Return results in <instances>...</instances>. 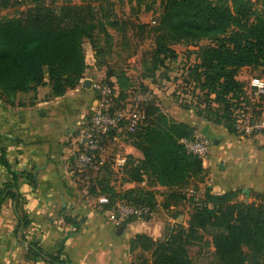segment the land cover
<instances>
[{
	"label": "trees",
	"instance_id": "1",
	"mask_svg": "<svg viewBox=\"0 0 264 264\" xmlns=\"http://www.w3.org/2000/svg\"><path fill=\"white\" fill-rule=\"evenodd\" d=\"M117 2L135 3L137 10L148 12L155 10L157 2L162 7L156 24L151 27L155 51L152 66L144 67L145 77L152 76L165 57L176 53L175 45L212 42L200 46L195 52L196 61L188 67L186 78L202 92L205 105L198 107L197 113L205 114L231 133L246 136L238 131L235 111L243 104L251 107V102L247 85L237 76L241 69L250 67L262 69L260 77H264V0ZM16 6L21 9L0 20V95L11 100L19 92L37 91L39 86L47 84L46 78L53 96H61L78 86L86 72L84 43L89 40L98 55L103 52L98 34L110 35L106 28L110 13L91 0L80 3L0 0V8ZM112 21L110 24L115 25V20ZM98 65L103 67L99 61ZM113 77L119 87L118 106H124L134 86L123 70H107L103 80L115 86ZM181 106L193 108L191 102ZM251 108L256 111L255 106ZM147 115L145 123L126 137L143 152V157H127L123 179L166 186L175 199H187L193 206L187 226L181 222L169 223L160 239L147 234L134 238L133 248H141L144 253L137 264H264V196L258 197L257 202L246 203L239 199L240 189L216 194L206 187L203 197L189 199L184 189L193 180L203 181L206 176L202 158L189 152L182 142L183 138H193L196 129L166 113L156 95L147 105ZM3 161L9 169L8 162ZM12 173L16 181L0 189V205L8 198L15 201L19 218L17 233L23 243H28V259L71 264L63 258L65 239L54 252H48L27 238L26 229L31 220L21 208L18 174ZM89 190L96 195L109 194L111 202L124 200L154 208L158 205L150 192L139 188L118 193L110 184L100 183L90 185ZM67 219L80 227L76 219ZM146 252L151 253L150 257Z\"/></svg>",
	"mask_w": 264,
	"mask_h": 264
},
{
	"label": "crops",
	"instance_id": "2",
	"mask_svg": "<svg viewBox=\"0 0 264 264\" xmlns=\"http://www.w3.org/2000/svg\"><path fill=\"white\" fill-rule=\"evenodd\" d=\"M9 11L0 8V20ZM84 47V77L65 94L53 96L46 78L47 84L37 91L19 92L11 100L0 95V189L16 181L12 172L18 174L21 208L31 220L27 238L46 251L54 252L65 239L63 258L71 264H137L144 253L141 248H133L134 238L147 234L160 239L165 220L172 223L183 220L187 224L191 202L175 199L163 185L126 182L123 169L114 164V157L142 158L143 152L124 137L116 141L107 139L104 156L108 161L80 183V175L72 169L75 135L97 103L95 83L107 75L106 66L98 65L97 49L90 41ZM112 80L116 82L114 77ZM115 87L118 92L117 82ZM173 91L154 90L159 106L213 142L210 153L202 159L206 176L203 181L193 180L184 193L188 189L194 193L186 196L203 197L206 187L216 194L240 189V200L257 202L258 197L264 196V134L231 133L205 114L182 107L172 98ZM2 158L10 165L9 169ZM100 183L110 184L118 193L133 188L150 192L158 202L155 215L121 224L113 222L108 212L111 196L92 194L89 190L90 185ZM68 217L79 221L80 227ZM18 225L15 201L8 198L0 205V264H50L28 259V243L20 240Z\"/></svg>",
	"mask_w": 264,
	"mask_h": 264
},
{
	"label": "rangeland",
	"instance_id": "3",
	"mask_svg": "<svg viewBox=\"0 0 264 264\" xmlns=\"http://www.w3.org/2000/svg\"><path fill=\"white\" fill-rule=\"evenodd\" d=\"M50 2L51 0H45ZM59 3L71 1L73 3H80L82 0H57ZM94 4H101L105 7L106 13H110L109 24L106 26L107 31L110 35L105 32L98 34L99 46H101L103 52L99 54V63H103L106 70H123L131 79V84L134 86V91L130 94L133 95L135 92H152L155 94V89L163 90H174L170 92L172 98L180 105L191 102L193 108L198 112V107L205 106L202 103V92L195 88L194 83H190L187 80L188 67L193 64L197 59V53H195L200 46L209 45L212 42L209 40L202 41L199 45H186L183 43L177 44L175 48V54L164 58L159 69L152 74V76L145 77V66H152L153 54L155 51L154 34L151 27L156 23L153 20H157L159 17L162 7L160 2H157L154 11L137 10L135 3H122L120 4L117 0H91ZM21 6H16L8 12V16L14 15ZM116 22L115 25L110 22ZM89 41V40H87ZM262 69H252L250 67L243 68L239 71L238 75H242L243 81L246 85H250L252 78L260 76ZM145 71V73H144ZM143 87H149L144 90ZM177 92V96L174 95ZM120 94V92H119ZM179 94V95H178ZM252 97L255 96L253 93H249ZM179 96V97H178ZM179 98V100H178ZM250 108V122L257 120V112L260 110L256 109L254 112ZM254 114V115H253ZM264 134V130L257 132ZM256 133V134H257ZM247 136V135H246ZM108 161V159H107ZM105 165V164H104ZM103 165V166H104ZM100 170V169H99ZM94 170L78 172L80 183L86 182L89 179V174ZM262 201V200H260ZM109 207H112L116 202L108 201ZM246 203H249L245 201ZM193 206L192 204L190 205ZM176 210V209H175ZM183 218H184V211ZM192 212L187 211V213ZM171 213V212H169ZM173 214V213H172ZM186 218V217H185ZM185 220V219H184ZM189 221V220H188ZM162 228V236L167 230V225L172 223L171 221H164ZM183 223L184 221H180ZM174 223V222H173ZM184 225H188L183 223Z\"/></svg>",
	"mask_w": 264,
	"mask_h": 264
},
{
	"label": "built area",
	"instance_id": "4",
	"mask_svg": "<svg viewBox=\"0 0 264 264\" xmlns=\"http://www.w3.org/2000/svg\"><path fill=\"white\" fill-rule=\"evenodd\" d=\"M153 22L156 21L153 20ZM94 89L97 94V103L75 135L72 163L75 173L91 169L99 170L107 161L104 156L107 149L106 140L109 138L116 141L135 133L147 120V105L155 98L152 92H135L124 106L119 107L115 86L102 80L95 83ZM247 93L251 107L255 106L261 114L257 116L259 117L257 120L250 122L251 107L246 108L243 104L235 111L236 125L240 133L254 135L259 130H264V77L252 78L250 85H247ZM249 93L255 96L252 97ZM182 142L189 152L202 159L208 156L213 143L209 137L200 134H195L193 138H183ZM113 161L116 167L123 169L127 163V157H114ZM193 193V189H188L186 192L187 196H192ZM156 208L148 204L117 200L108 212L113 222L121 224L128 219H148L155 215Z\"/></svg>",
	"mask_w": 264,
	"mask_h": 264
},
{
	"label": "water",
	"instance_id": "5",
	"mask_svg": "<svg viewBox=\"0 0 264 264\" xmlns=\"http://www.w3.org/2000/svg\"><path fill=\"white\" fill-rule=\"evenodd\" d=\"M247 202H249V201H247ZM122 228H123L122 226H119V229H120V230H122Z\"/></svg>",
	"mask_w": 264,
	"mask_h": 264
}]
</instances>
